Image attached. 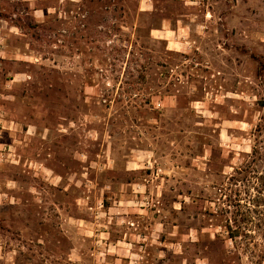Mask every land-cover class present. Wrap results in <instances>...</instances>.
<instances>
[{"label":"rangeland","instance_id":"obj_1","mask_svg":"<svg viewBox=\"0 0 264 264\" xmlns=\"http://www.w3.org/2000/svg\"><path fill=\"white\" fill-rule=\"evenodd\" d=\"M2 6L0 264H253L213 213L264 114V0ZM102 16L141 90L104 69Z\"/></svg>","mask_w":264,"mask_h":264},{"label":"trees","instance_id":"obj_2","mask_svg":"<svg viewBox=\"0 0 264 264\" xmlns=\"http://www.w3.org/2000/svg\"><path fill=\"white\" fill-rule=\"evenodd\" d=\"M115 10L118 11V17H124V13L127 12L122 6L116 7ZM7 17L2 6L0 19ZM105 19V16H102L95 24L100 27L97 32L102 35L101 38H96V41L102 40L105 43L104 48L96 46L106 54L102 59V64L106 67L104 69L111 70L112 74L122 72L125 64L124 73L128 79L124 83L128 86V92L141 90L143 85L148 84L146 70L151 67L152 62L141 63L140 57L136 55L126 59L128 48L109 42L112 41V36L121 35L119 39H124L121 25L106 26V30H102L105 27L103 24ZM152 30L153 28L150 29V34ZM155 64L160 66L161 63L155 61ZM104 69H102L103 72ZM102 78H104L103 83H107L110 75L103 73ZM108 90L109 88L104 84L102 101L110 104L112 98ZM160 92V90L147 91V98L142 97L141 99L144 103H152L153 97ZM259 103L264 110V100H260ZM250 134L251 150L247 153L245 160L234 167L233 172L225 181L216 186L217 200L213 215L216 216L221 229L219 235L232 241L236 250L241 249L248 255L250 252L253 256L252 258L249 255L253 264H264V114L252 127ZM256 236H259L261 241L256 239Z\"/></svg>","mask_w":264,"mask_h":264},{"label":"crops","instance_id":"obj_3","mask_svg":"<svg viewBox=\"0 0 264 264\" xmlns=\"http://www.w3.org/2000/svg\"><path fill=\"white\" fill-rule=\"evenodd\" d=\"M156 31H158V32H160V33L162 32V33H164V34H166V33L169 32V31L167 30L166 27H163V28L158 29V30H156ZM152 33H154V30H152ZM159 37H162V39H165V41H166V43H167L168 46H169L170 44L173 43V42H172V39L169 38V37H167V36H159Z\"/></svg>","mask_w":264,"mask_h":264}]
</instances>
